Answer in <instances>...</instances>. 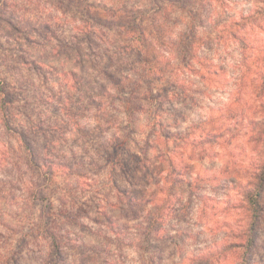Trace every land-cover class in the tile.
Listing matches in <instances>:
<instances>
[{
  "label": "rangeland",
  "instance_id": "rangeland-1",
  "mask_svg": "<svg viewBox=\"0 0 264 264\" xmlns=\"http://www.w3.org/2000/svg\"><path fill=\"white\" fill-rule=\"evenodd\" d=\"M263 120L264 0H0V264H234Z\"/></svg>",
  "mask_w": 264,
  "mask_h": 264
},
{
  "label": "trees",
  "instance_id": "trees-1",
  "mask_svg": "<svg viewBox=\"0 0 264 264\" xmlns=\"http://www.w3.org/2000/svg\"><path fill=\"white\" fill-rule=\"evenodd\" d=\"M126 111H127L128 115H130L131 108L126 107ZM261 125L262 126L260 127V130H261V133H262L263 138H264V120L261 123ZM116 155L119 156L118 154H116ZM117 156H116V159H117ZM109 160L111 161V163L114 161L115 164H117V165L120 164V160H118V159L115 160V157H111V159H109ZM49 172H50L51 176H53L52 169ZM254 179L256 180L255 184L254 185L252 184L253 187L248 188L246 191L247 201L250 204L251 209H252V214H251L252 220L249 223V227H248L246 234H245L246 240L241 242V243H236L232 246L228 245V247H230V248L235 247V246H236L235 248H237V247L239 248V255H238L239 260L236 261L234 264H253V259H252L253 258V249H254L256 242H257L256 237H255L256 230H257V224L260 221L261 215L264 212V161L262 162V164H260V166L257 167V169L254 173ZM166 202H165V205H161L158 207L157 213L151 219L152 220L151 226L153 227V229H151V231L154 232V236L156 239L159 238L160 230L162 229V215H163V211L165 210V207H166ZM56 247H58V250H60L59 245H56ZM225 247H226V245H225Z\"/></svg>",
  "mask_w": 264,
  "mask_h": 264
}]
</instances>
